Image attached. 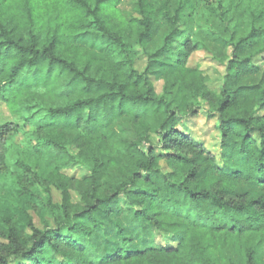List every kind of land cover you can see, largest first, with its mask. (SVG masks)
Returning a JSON list of instances; mask_svg holds the SVG:
<instances>
[{"label":"trees","instance_id":"1","mask_svg":"<svg viewBox=\"0 0 264 264\" xmlns=\"http://www.w3.org/2000/svg\"><path fill=\"white\" fill-rule=\"evenodd\" d=\"M119 3L0 0V264H264V78L246 82L264 58V0H135L127 17ZM196 50L224 67L218 91L188 65ZM200 101L217 153L185 124ZM122 117L132 139L112 127ZM13 193L40 200L53 225L20 223L3 204ZM122 210L149 244L92 261L82 240Z\"/></svg>","mask_w":264,"mask_h":264},{"label":"rangeland","instance_id":"2","mask_svg":"<svg viewBox=\"0 0 264 264\" xmlns=\"http://www.w3.org/2000/svg\"><path fill=\"white\" fill-rule=\"evenodd\" d=\"M135 0H120L117 8L122 16L127 17L134 5ZM90 50L93 55L101 53L105 46V42L97 37L88 36L81 40ZM174 56L167 54L163 56V66L157 67L156 72L150 75V82L154 86L155 93H160L164 84L170 78V69L174 64ZM256 62V58L254 59ZM259 63V73L251 75L246 82H256L260 78H264V58L257 60ZM189 66H198L209 77L208 87L210 91L216 92L221 85V78L224 74V67L217 64L209 58V55L204 50L194 51L188 61ZM201 109L195 115L185 118V124L189 127L191 134L198 140L204 143V146L214 153L218 151L219 134L216 127V119L213 116H208L207 106L203 101H200ZM0 112L6 114V109L0 107ZM113 129L118 132L124 139H132L136 133L137 126L132 125L128 117L117 119L113 123ZM139 129V128H138ZM137 129V131H138ZM53 163L44 161L40 167V173L44 176L52 169ZM0 189H3L0 187ZM236 190L238 192L248 191L250 196H256L261 193L262 187L252 183L241 182ZM41 197L46 199V194L38 190ZM48 196V195H47ZM52 201L59 202L61 195L60 191L54 187H50V197ZM4 207L17 209L15 218L20 223L27 224L28 220L36 226L44 224L53 225L52 218L44 209L42 202L38 199H24L18 196L17 193L13 195H5L3 200ZM1 205V202H0ZM113 220L105 219L102 222L100 230H96L93 234L87 236L82 240L85 245L89 257L94 262H99L105 253V248L111 247L121 248H143L150 242V235L146 224L132 218L131 214L125 210L119 217L112 218ZM117 226L124 229L123 236H119ZM164 241L162 240V244Z\"/></svg>","mask_w":264,"mask_h":264}]
</instances>
